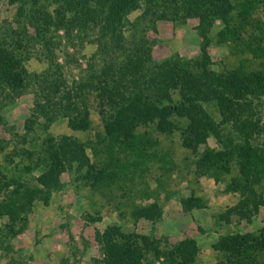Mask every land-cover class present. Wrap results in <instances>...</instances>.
Listing matches in <instances>:
<instances>
[{
    "label": "trees",
    "instance_id": "16d2710c",
    "mask_svg": "<svg viewBox=\"0 0 264 264\" xmlns=\"http://www.w3.org/2000/svg\"><path fill=\"white\" fill-rule=\"evenodd\" d=\"M8 3L15 7L12 22L16 28L11 27L9 33L0 37V88L12 91L25 87L28 72L24 62L29 57H22V52L28 50L32 40L41 45L49 62L41 73L39 111L25 119L19 136L23 147L15 149L23 166L9 179L0 171V194L13 187L0 200V217L11 221L6 227L8 232H18L16 218L22 222L20 228L23 226L24 220L18 215L37 193L48 202L52 193L63 188L65 183L61 184L59 177L67 168L74 176L81 173L80 177L90 181V186L109 189L126 179L129 172L139 171L143 175L157 157L161 167H176L177 161L169 152H174L177 145L184 151L181 163L187 164L186 170L178 164L179 176L191 183L210 177L214 182L225 183L223 193L241 196L238 205L228 207V216L221 220L228 221L229 214L234 212L250 221L259 205H264V119L255 117L258 105L254 103L264 96V21L253 16L258 6L264 7V0ZM136 9L142 11L141 15L130 20L129 13ZM148 16L152 24L161 18L180 26L188 19H197L194 32L200 52L194 57L176 56L151 62L140 85L126 91L119 84L114 58L123 54L126 61H152L155 40L146 36L147 29L153 27L145 26ZM73 30L83 35L93 32L91 41L97 42L96 57L102 59V65L86 81L74 82L73 87L61 93L62 66L51 56L52 44L59 31L66 37ZM211 45L229 47L236 60L221 61L220 69H213ZM52 75L50 82L48 77ZM58 92L61 97L54 102L53 95ZM91 96L101 127L93 143L77 135L91 129ZM204 103L216 106L221 116L219 124L207 114ZM58 117L66 118L76 135L52 134L50 122ZM221 124L230 129L223 133ZM211 136L217 147L208 146ZM28 137L31 147L24 146L30 142ZM87 147L92 149L91 157L85 152ZM30 179H35L33 184ZM249 202L253 211L248 209ZM180 203L187 209L203 206L201 198L193 193L181 198ZM160 206L155 202L132 206L129 212L119 211L117 219L107 223L97 236L103 254L98 264H201L194 238L187 236L168 243L137 227L140 220L154 225L162 214ZM96 218L101 219L99 212ZM212 247L218 252L212 264H264V225L244 232L220 233Z\"/></svg>",
    "mask_w": 264,
    "mask_h": 264
},
{
    "label": "rangeland",
    "instance_id": "374dc122",
    "mask_svg": "<svg viewBox=\"0 0 264 264\" xmlns=\"http://www.w3.org/2000/svg\"><path fill=\"white\" fill-rule=\"evenodd\" d=\"M14 11L15 7L10 5L8 0H0V37L9 33L11 27L16 28L12 22ZM141 13V10L136 9L129 13L128 18L133 20ZM253 16L264 21L262 4L255 9ZM145 20L149 21L145 26L153 25L146 31V36L155 40L151 52L152 61L142 63L135 60L126 61L122 58L123 54L114 58L115 73L119 78L120 86L125 90L131 91L140 85L149 67L151 69V62L176 56L194 57L200 52L199 41L194 32L197 19H188L181 26L161 18L154 20L153 24L149 16ZM58 35L59 37L52 44L51 56L62 66L64 85L60 90L63 93L73 87L74 82L86 81L93 72L98 71L102 59L96 57L97 42L91 41L94 37L93 32L83 35L73 30L65 37L63 31H59ZM27 51L22 52V57H29L24 62L28 72L25 87L12 91H4L0 88V171L8 179L17 168L21 169L23 166L24 162L15 154V149L23 147L19 136L23 133L25 119L39 111L42 103L39 94L43 81L41 73L49 63L46 52L38 42L32 40ZM232 54L227 46H209V55L213 61L212 68L220 69L221 61L232 63L233 59L237 58L234 55L232 57ZM89 63H92L90 68ZM53 77L54 75L48 77L51 78L50 82ZM59 94L58 92L53 95L54 102L61 97ZM88 102L91 129L87 133H77V135L90 139L93 143L95 134L101 131V127L97 105L92 96L88 98ZM254 103L258 105L255 117L264 119V96L254 100ZM203 107L216 123L221 122V116L213 103H204ZM50 124V132L55 136L76 135L68 127L66 118L58 117ZM220 128L223 133L230 129L229 125L225 124H221ZM29 139L28 137L27 140ZM29 141L24 146L31 147V140ZM207 144L210 147H217V142L212 136L208 138ZM85 152L91 157L92 149L87 147ZM183 153L184 151L177 145L174 147V152H169L172 159L177 161L176 167H161L157 157L149 171L143 175H139V171L129 172L126 179L110 185L109 189L103 185L98 189L92 187L90 181H83L80 177L81 173L74 176L75 174H71V168H67L59 177L60 183H65L63 188L52 193L48 202L43 200L41 193H37L27 202L28 204L23 208L24 212L18 215L24 220L21 228L22 222L16 218L14 224L18 231L16 234L8 232V228L6 230L11 224L10 219L6 216L0 217V228L3 230L0 233V264H98L103 254L97 236L105 225L116 220L121 210L129 212L132 206H147L155 202L159 203L162 209V214L155 224L140 220L137 222V227L149 231L152 236L166 240L168 243H176L190 236L197 242L199 262L212 264L218 257V252L212 245L219 234L244 232L261 227L264 225V205H259L250 221H246L234 212L229 214L228 221L221 220L223 216H228V207L238 205L241 196L223 193L225 183L214 182L210 177H202L199 183H191L179 176L178 164L181 163ZM157 154L159 156V152ZM75 164V161L72 162L73 167ZM186 165L181 163L182 169L186 170ZM18 174L19 172L15 176ZM35 175L34 173L33 176ZM21 180L26 183L25 179L21 178ZM34 180L30 179V182L33 184ZM11 189L13 187H10L5 195L1 193L0 200L10 194ZM191 193L201 198L202 207L187 209L181 205L180 199L189 197ZM262 197L264 200V196ZM22 200L24 201V197ZM255 200L257 201L256 197ZM251 204L252 202H249L248 209L253 211ZM97 212L101 215L100 220L96 218ZM129 227L132 228V224Z\"/></svg>",
    "mask_w": 264,
    "mask_h": 264
}]
</instances>
